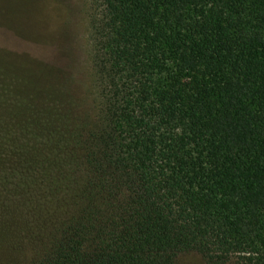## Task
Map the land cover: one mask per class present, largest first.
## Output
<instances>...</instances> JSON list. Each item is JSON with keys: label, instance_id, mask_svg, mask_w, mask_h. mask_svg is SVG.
Masks as SVG:
<instances>
[{"label": "trees", "instance_id": "obj_1", "mask_svg": "<svg viewBox=\"0 0 264 264\" xmlns=\"http://www.w3.org/2000/svg\"><path fill=\"white\" fill-rule=\"evenodd\" d=\"M97 1L81 127L0 139V201L64 211L36 264H264V0Z\"/></svg>", "mask_w": 264, "mask_h": 264}, {"label": "rangeland", "instance_id": "obj_2", "mask_svg": "<svg viewBox=\"0 0 264 264\" xmlns=\"http://www.w3.org/2000/svg\"><path fill=\"white\" fill-rule=\"evenodd\" d=\"M99 14L97 0H0V139L24 117L19 112L35 118L27 124L38 128L32 142L49 134L43 127H81L97 90L92 26ZM58 207L0 201V264H36L64 219ZM177 263L206 264L197 252L179 253Z\"/></svg>", "mask_w": 264, "mask_h": 264}]
</instances>
